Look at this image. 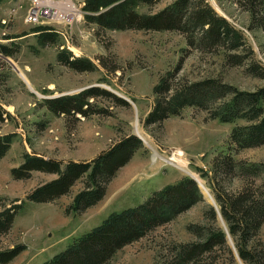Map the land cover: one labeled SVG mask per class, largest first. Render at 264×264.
Returning a JSON list of instances; mask_svg holds the SVG:
<instances>
[{
  "label": "rangeland",
  "instance_id": "374dc122",
  "mask_svg": "<svg viewBox=\"0 0 264 264\" xmlns=\"http://www.w3.org/2000/svg\"><path fill=\"white\" fill-rule=\"evenodd\" d=\"M172 1L140 3L136 9L153 13ZM208 2L244 32L254 51V60L264 69V29L254 25L245 4L240 0ZM29 4L30 0L0 2V45L10 50V54L0 51V104L10 113L7 116L5 112L7 117L0 120V134H12L11 146L0 158V210L5 205L23 202L11 229L0 235V249L25 245L4 264H40L111 213L135 206L154 190L189 175L197 179L203 199L126 244L104 263L167 264L174 259L180 244L198 241L189 225L215 224L209 214L210 205L218 208L213 189L219 185L211 180L215 156L230 149L237 159L264 163V143L236 150L230 142L236 122L209 118L207 110L193 106L161 123L147 125L146 118L157 100V85L170 73L174 87L214 77L241 90H256L264 86V77L249 71V60L237 65L227 62L225 49L214 52L196 49L178 29L102 28L86 17L71 23L59 20L31 23L26 20ZM46 32L55 33V40H44ZM61 50L70 51L71 58L89 59L97 67L75 70L59 60ZM16 65L26 73L34 89ZM91 86L108 89L126 102L110 95L91 96L88 116L54 113L46 103L48 98L76 94ZM136 122L144 138L136 132ZM129 134L141 138L143 145L111 178L104 197L82 211L74 204L87 176L78 179L69 192L47 202L28 200L27 195L57 174L34 170L29 177H13L12 169L22 164L26 154L63 164L69 160H90ZM200 168L209 174L203 175ZM200 181L209 189L212 199ZM238 181L227 178L221 185L236 187ZM217 223L228 232L220 213ZM253 243L264 247V225ZM192 264L245 263L228 233V246H216Z\"/></svg>",
  "mask_w": 264,
  "mask_h": 264
},
{
  "label": "trees",
  "instance_id": "16d2710c",
  "mask_svg": "<svg viewBox=\"0 0 264 264\" xmlns=\"http://www.w3.org/2000/svg\"><path fill=\"white\" fill-rule=\"evenodd\" d=\"M159 1L84 0L83 8L86 19L102 28L178 29L186 34L188 43L196 49L206 52L225 49L227 62L237 65L249 60V71L264 77V69L254 60V51L244 32L219 14L208 0H173L153 13H142L136 9L140 3L152 5ZM240 1L251 13L254 25L264 29V0ZM55 36V33L46 32L43 39L54 41ZM0 51L10 54L5 45H0ZM71 56L72 53L67 50L58 53L59 60L75 70H93L97 67L89 59ZM170 75L163 78L155 89L157 100L146 118L147 125L161 123L169 116L180 114L185 107L193 106L207 110L209 118L236 122L230 136L236 150L264 143V86L256 90H241L218 78L206 77L185 84L178 83L174 87ZM101 94L126 102L108 89L91 86L76 94L48 98L46 103L54 113L88 116L92 107L89 98ZM5 112L7 116L10 115L0 104V120L7 117ZM241 120L244 122L238 123ZM11 142L12 134H0V158L7 153ZM142 145L141 138L129 134L90 160H69L65 164L40 155L26 154L22 164L12 169L13 177H29L34 170L57 174L56 178L39 185L27 195L28 200L47 202L69 192L78 179L87 176L85 187L77 194L74 204L77 210L82 211L104 197L108 182ZM213 165L211 180L219 185L213 189L218 208L210 205L209 214L215 224L189 225L196 232L198 241L180 244L176 247L174 259L167 264H192L214 247L228 246V233L245 264H264V247L253 243L264 225V163L237 159L228 149L215 156ZM200 170L203 175L209 174L205 169ZM227 178H238L236 187H223L221 184ZM202 199L203 193L197 181L189 175L183 176L177 182L154 190L145 201L111 213L100 224L40 264H104L126 244L169 222ZM22 205L21 201L5 205L0 210V235L11 229ZM218 212L228 232L218 225ZM24 248L25 245L20 244L0 249V264L11 261ZM229 252L234 257L231 246Z\"/></svg>",
  "mask_w": 264,
  "mask_h": 264
},
{
  "label": "built area",
  "instance_id": "2783aa9c",
  "mask_svg": "<svg viewBox=\"0 0 264 264\" xmlns=\"http://www.w3.org/2000/svg\"><path fill=\"white\" fill-rule=\"evenodd\" d=\"M84 4L79 0H30L26 20L31 23L45 20L71 23L85 18Z\"/></svg>",
  "mask_w": 264,
  "mask_h": 264
},
{
  "label": "bare ground",
  "instance_id": "6f19581e",
  "mask_svg": "<svg viewBox=\"0 0 264 264\" xmlns=\"http://www.w3.org/2000/svg\"><path fill=\"white\" fill-rule=\"evenodd\" d=\"M65 8L68 9V8H71V7H70V6H69V7H66V6H65ZM16 68H17V70L19 71V73L21 74V76L24 78V80H25V81L31 86L32 89H34L33 86H32V84H31V82H30V80H29V78L27 77L26 73L22 70V68H20V67L17 66V65H16ZM11 108H12V107H11ZM136 132H137L141 137L144 138V134L142 133L141 129H139V127H138V122H136ZM169 160L173 163V160H171V159H169ZM196 180H197V179H196ZM200 183H201L200 185L203 186L204 190L209 194V197L212 199V195H210V193H209V189L203 184V182L200 181Z\"/></svg>",
  "mask_w": 264,
  "mask_h": 264
},
{
  "label": "crops",
  "instance_id": "0c3cea01",
  "mask_svg": "<svg viewBox=\"0 0 264 264\" xmlns=\"http://www.w3.org/2000/svg\"><path fill=\"white\" fill-rule=\"evenodd\" d=\"M81 2H84V0H80Z\"/></svg>",
  "mask_w": 264,
  "mask_h": 264
}]
</instances>
